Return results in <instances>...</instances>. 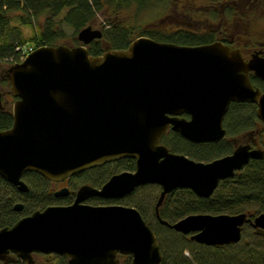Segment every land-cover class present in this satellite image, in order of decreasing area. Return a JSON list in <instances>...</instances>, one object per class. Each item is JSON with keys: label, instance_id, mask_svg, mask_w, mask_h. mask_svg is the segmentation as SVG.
I'll return each mask as SVG.
<instances>
[{"label": "water", "instance_id": "95a60500", "mask_svg": "<svg viewBox=\"0 0 264 264\" xmlns=\"http://www.w3.org/2000/svg\"><path fill=\"white\" fill-rule=\"evenodd\" d=\"M101 37V29L87 25L77 32L79 45L35 47L0 72L14 98L12 125L0 130V176L25 193L22 175L29 171L60 182L123 158L134 159V170L113 173L100 187L82 184L72 203L48 205L0 226V262L34 264L33 254L41 253L65 256L66 264H119L118 255L130 256L131 264H158L157 238L137 208L85 202L122 198L147 184L160 187L158 221L199 244L238 243L244 224L264 236V211L252 217L191 213L174 222L158 215L171 191L186 188L208 198L220 181L263 157V149L239 144L201 161L161 142L168 129L193 143L222 140L231 102L255 103L264 122V92L249 77L253 72L264 80L261 50L245 60L239 48L220 40L183 45L142 35L126 49L89 54L87 45ZM68 194L67 186L54 191L55 197ZM13 209L21 211L23 203Z\"/></svg>", "mask_w": 264, "mask_h": 264}, {"label": "trees", "instance_id": "16d2710c", "mask_svg": "<svg viewBox=\"0 0 264 264\" xmlns=\"http://www.w3.org/2000/svg\"><path fill=\"white\" fill-rule=\"evenodd\" d=\"M171 1L0 0V72L20 60L22 54L17 47L21 48L25 46V43H30L32 48L41 45L67 44V41L70 42L69 46L78 45L77 32L87 25L92 26L97 15L102 17L100 22L102 37L87 45L91 55H99L106 50L126 49L133 39L142 35L162 42L183 45L209 43L219 37V32H199L184 24L167 30L138 24V18L144 10L156 7L166 10L169 9ZM229 4L223 14L226 18H229L228 16L234 10ZM131 9L133 17L125 16L124 13ZM11 12H18V14L12 16ZM209 16L215 18V13H210ZM39 20H42V23L37 28L35 25ZM64 25L73 31L69 36L66 34ZM22 26L29 27L32 30L31 34H24ZM262 49L264 50V44ZM250 78L252 84L264 92V81L253 75ZM1 89L8 91L9 83L6 79L0 81ZM12 122V110L10 101H8L0 110V130L10 128ZM260 123L262 122L256 116L255 103L249 101L231 102L223 119L226 134L222 140L193 143L183 138L179 133L168 129L161 142L173 152L183 153L195 160L208 161L231 153L233 150L232 138L257 128ZM134 166V159H119L79 172L69 177L67 184L72 190H76L85 183L100 187L113 173L134 170ZM22 178L29 186L28 192L25 193L19 192L15 186L0 176V226L10 227L21 216L48 205L67 204L70 201L69 198H72L71 196L55 197L52 188L55 183L35 172H25ZM148 185L158 189L157 199L160 187L156 184ZM92 198L100 203L117 200ZM19 201L23 203V209L15 211L13 206ZM134 203L123 205L137 208L147 223L143 210ZM154 205L153 214L157 223L169 235V238H165L160 235L157 229L150 226L161 250V261L158 264H264V236L256 234L260 238L256 244L247 243L243 235L241 240L234 244L222 246L199 244L191 240L189 235H183L161 224L156 217ZM263 211L264 156L259 159H251L232 178L220 181L213 194L208 198L199 197L186 188L171 191L165 195L159 206L158 215L168 222H174L191 213L246 212L252 217ZM246 225L248 224L243 225L242 232ZM185 250L189 255L184 254ZM120 257L126 259L125 264H131L130 256L121 255ZM9 264L27 263L16 258ZM34 264H66V257L54 254L43 255Z\"/></svg>", "mask_w": 264, "mask_h": 264}, {"label": "rangeland", "instance_id": "374dc122", "mask_svg": "<svg viewBox=\"0 0 264 264\" xmlns=\"http://www.w3.org/2000/svg\"><path fill=\"white\" fill-rule=\"evenodd\" d=\"M228 4L234 10L228 16L229 18H226L223 14ZM210 13H215V18L210 17ZM10 14L15 16L18 12H11ZM124 15L132 18L133 10L126 11ZM101 20L102 17L97 15L92 27L101 29ZM41 23L42 20H39L35 26L38 28ZM138 24L165 30L174 28L179 24L191 26L199 32H218L220 29L222 34L218 33L219 37L222 35L232 36L234 44L242 48L247 55L252 48H259V45L263 47L264 44V0H172L169 9L160 10L156 7L144 10L138 18ZM22 29L24 34H31L32 30L29 27L22 26ZM64 29L68 36L73 32L66 25H64ZM66 43L70 45V42L67 41ZM30 48H32L30 43H25L23 46L25 50ZM2 91L5 90L1 89L0 92ZM260 127L264 129V124H260ZM63 185L65 184L54 185L53 191ZM157 193L158 189L155 186L146 185L138 187L133 193L123 198L107 203L127 204L135 202L143 210L147 223L152 228L157 229L161 236L169 238L167 232L159 227L153 214V205ZM86 202L102 204L98 200H87ZM242 235L250 244H256L260 239L249 225L245 226ZM184 254L189 255L187 250L184 251ZM41 258L40 256L36 257V259ZM125 262L126 259H120V264H125Z\"/></svg>", "mask_w": 264, "mask_h": 264}, {"label": "flooded vegetation", "instance_id": "af4514ba", "mask_svg": "<svg viewBox=\"0 0 264 264\" xmlns=\"http://www.w3.org/2000/svg\"><path fill=\"white\" fill-rule=\"evenodd\" d=\"M218 32L222 34V31L220 29H218ZM224 32V30H223ZM215 40H220L222 41L223 43H226L228 44L229 46L231 47H236V48H239L240 51H241V54H242V57L247 60L250 55L252 54V52L256 51L257 49H260L261 50V55L264 56V50L262 49V45H259V48H252L249 53L246 55V53L242 50V48L238 47L237 45L234 44L233 42V39H232V36H226V35H222L220 37H218L217 39ZM214 40V41H215ZM253 75V72H250L249 73V77ZM257 77V76H255ZM259 78V77H257ZM260 79V78H259ZM262 80V79H261ZM250 81H251V78H250ZM264 81V80H263ZM252 83V81H251ZM254 85V84H253ZM2 94H3V100H4V104L7 103L8 101H10V106H11V103L12 101L14 100L13 96H11L9 94L8 91H2ZM260 124H264V123H260ZM260 124L258 125L257 128L253 129V130H250V131H247L245 133H243L242 135L238 136V137H233L232 138V144H233V149L236 145H239V144H249L251 148H261L264 150V130L263 128L260 127ZM264 156V155H263ZM69 178V177H68ZM66 178L65 180L63 181H60V182H53L55 183V185H60V184H65L63 186H66L67 184V179ZM62 187V186H61ZM67 187L69 188V194L67 196H71L72 198H69L70 201L67 203V204H70L72 203L73 199H74V194H75V191L76 190H72L68 185ZM103 199H119V198H103ZM87 200H94V198H88ZM86 200V201H87ZM85 201V202H86ZM87 203V202H86ZM67 204H59V205H67ZM90 204V203H89ZM102 204H114V203H102ZM94 205H99V204H94ZM34 257H35V262L37 261L36 257H42L43 255H53V254H41V253H34L33 254ZM121 255H118L119 259H121L120 257ZM65 257V256H64ZM16 259V258H15ZM14 259V260H15ZM13 260V261H14ZM22 261V260H21ZM66 261H67V257H66ZM34 262V263H35Z\"/></svg>", "mask_w": 264, "mask_h": 264}, {"label": "built area", "instance_id": "2783aa9c", "mask_svg": "<svg viewBox=\"0 0 264 264\" xmlns=\"http://www.w3.org/2000/svg\"><path fill=\"white\" fill-rule=\"evenodd\" d=\"M17 49L21 50V48L17 47Z\"/></svg>", "mask_w": 264, "mask_h": 264}]
</instances>
